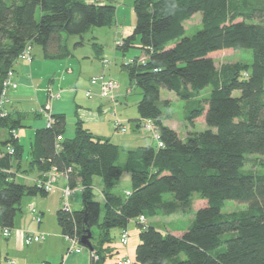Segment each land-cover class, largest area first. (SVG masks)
Returning a JSON list of instances; mask_svg holds the SVG:
<instances>
[{
    "label": "trees",
    "instance_id": "1",
    "mask_svg": "<svg viewBox=\"0 0 264 264\" xmlns=\"http://www.w3.org/2000/svg\"><path fill=\"white\" fill-rule=\"evenodd\" d=\"M116 7V0H0V100L3 82L28 44L41 46L46 60L67 58L65 35L80 36L76 46H82L93 28L115 26ZM134 12V31L116 40L121 42L117 49L126 53L139 39L144 58L123 66L142 93L138 128L151 121L164 147L131 152L123 167L120 148L110 139L93 134L81 121L74 138H65L66 116L54 115L52 127L36 131L31 167L41 179L56 169L71 188H83V209L60 210L59 226L65 235L80 238L96 227L100 243H111L113 229H127L142 216L194 213L181 236L138 221L142 231L133 264H264V171L245 169L250 155H260L258 166L264 169V0H135ZM196 13L202 14V29L187 36L185 22ZM228 50H251L252 63L218 69L211 56ZM207 87L205 104L198 97ZM162 88L193 100L189 124L205 115L208 129L182 139L166 126L162 107L170 101L161 100ZM21 127V118L0 117V129L8 133L0 148L3 230L14 227L26 196L47 194L17 180L24 148L13 131ZM125 171L133 187L127 197L113 193ZM94 177L103 181V220ZM195 193L207 205L193 212ZM227 200L247 208L224 213Z\"/></svg>",
    "mask_w": 264,
    "mask_h": 264
},
{
    "label": "crops",
    "instance_id": "2",
    "mask_svg": "<svg viewBox=\"0 0 264 264\" xmlns=\"http://www.w3.org/2000/svg\"><path fill=\"white\" fill-rule=\"evenodd\" d=\"M116 26L119 25L117 24ZM94 49L96 57L102 59L104 71L97 76H106L105 70L107 66L105 65V62L108 61L109 63L110 61L103 57L104 54L101 46L94 47ZM77 64L79 69L83 70L82 63L75 59L71 53L70 56L61 60H46L43 56L42 59L38 61L34 56V60L31 63L17 60L14 65L15 79L18 82L19 87L18 89L9 92V100L6 104V108L13 118H21L22 120V127L16 131V137L20 145L23 146L24 153L19 165L20 168L19 170L15 169V171L17 173V180L25 185H35L36 181L42 178V175L37 168L31 167V153L36 131L46 127V117L42 113V110L47 107H49V113L52 116L58 114L66 116L65 138H74L76 125L81 121L85 129L97 136L108 138L113 144L119 146V160L122 158V152L127 153L124 162L121 164L123 167H126L131 152H135L147 146H153L152 144H147V146L143 147L131 146L135 143L140 145L144 142L135 136L137 132H140L138 128L140 116H137L135 119V129L134 126L131 125L134 130L133 135L129 134L122 138L119 133H114L112 130H109L110 121L115 124L116 130L120 132L123 131L117 128V123H122V126L126 131L128 127L125 125V120L118 116V109L116 108L117 104L114 101H111L114 103V107L110 102L111 99L102 96L100 85H93L91 83L92 79L97 76L91 77L87 86L80 91L75 88L77 84H79V79L75 77ZM121 91L120 86L118 90L119 99L122 96ZM130 92L131 90L128 91V93ZM88 93L91 94L90 97L88 96ZM118 104L120 105V102ZM165 125L168 126L166 122ZM3 131L4 130L0 129V148L2 141L6 140L8 136L7 131ZM126 131L123 133H126ZM27 144L28 148L26 152ZM124 173H127V171ZM94 187L100 188V193L103 197V204L101 201L98 202L101 204V210L103 206L105 211L106 200L101 178L95 179L94 177L93 179V191L95 197ZM66 188L72 190V195H70L69 199H65L64 196V189ZM78 188H80L83 193L82 186L71 188L68 185L66 176L61 173L56 180L54 190L45 196L41 195L42 197H45L44 199L35 197V199H32L33 201H31L32 204L29 205V211L32 207L38 211L41 216V222L38 223L35 215L30 211L33 215V220L37 223L36 226H32V224L25 225L21 220L17 223L15 221L14 227L10 230L11 235L8 238H5L2 235L3 229L0 227V264H117L119 260L125 257H130V253H136L135 247L137 246L132 247V249L128 248L131 237L129 225L127 229H118L116 233L113 232V229L111 231V243H100L99 232L95 234L92 229L94 233V238L91 239L94 248L93 251L81 243V238L79 236L75 235L71 237L63 233L59 226L57 215L60 210L74 212L83 209V194L81 206L79 205L81 197L77 194ZM132 189L133 187L127 189L126 193L122 195L118 194L114 188L113 193L127 197L129 196V193L131 194ZM71 203L76 206H72ZM67 205L68 210H66L65 207ZM105 214L106 213L104 212V215H102L101 212V220H103ZM149 219L145 218V224L154 223L150 222ZM26 220L29 219L26 218ZM133 221H135L137 226H141L137 220ZM123 232H127L129 235L128 247L124 246L121 242V233ZM167 233L181 236L184 231L175 234L169 231ZM31 235H43L44 240L39 243L28 245L25 240L26 237ZM74 240H78L79 244L77 243V249H81L80 252H77L76 249H74ZM131 259L134 260L135 258Z\"/></svg>",
    "mask_w": 264,
    "mask_h": 264
},
{
    "label": "rangeland",
    "instance_id": "3",
    "mask_svg": "<svg viewBox=\"0 0 264 264\" xmlns=\"http://www.w3.org/2000/svg\"><path fill=\"white\" fill-rule=\"evenodd\" d=\"M96 0H84L85 3H92ZM134 1L135 0H116V24L113 27H103V28H93L91 31L86 33L83 36V45L82 46H76L77 43H79L82 39L78 35H65V42L70 50V52L73 54L75 59L79 60L80 63L83 65V70L79 69L78 64L76 65V72L75 77L79 79V84L75 88H77L79 91L87 86V83H89L91 77L97 76L103 71V64L102 59L96 57V52L94 49V42L98 43L102 49H103V57L105 59H108L110 62H105L106 70L105 74L109 78H113L118 81V88L114 91V97L109 98L111 101H114L118 109V116L119 118L125 120V125L127 128L126 133L120 132L116 130L115 124H113L112 121L109 123V130H112L114 133H119L121 137L128 136L129 134L133 135L134 130L132 129L134 126L135 129V119L137 116L139 117L138 110H137V104L142 98L141 90L134 84L130 82V78L128 75V72L126 70V67H124V64H131L132 61H134L136 58L142 59L144 58L142 51L139 49L140 42L139 39L135 41L133 46L126 52L123 53V51L117 49L119 44L116 43L117 39L124 40V38L131 35L134 31L135 22H136V16L134 12ZM119 26H116V25ZM185 28H186V35L192 36L194 35L198 30L202 29V14L196 13L190 20L185 22ZM117 34V35H116ZM120 41H118L119 43ZM33 55L35 56L36 60H41L43 57V50L42 47L35 44L33 47ZM90 56V57H89ZM218 69H221L224 66L229 65H237V64H243L252 63L253 57H252V51L251 50H242V51H222L219 53H215L211 56ZM84 62V63H83ZM130 62V63H129ZM134 63V62H133ZM136 63V61H135ZM105 68V67H104ZM102 74V73H101ZM102 76V75H101ZM97 76V77H101ZM121 86V98H118V90ZM74 87V86H73ZM131 90L130 93L128 91ZM211 92V88L207 87L204 89L201 94L199 95L198 99L202 103H207V98L209 97ZM161 100H168L170 101V106L168 108H163V112L165 115V122L169 127H172L175 129V131L178 132L179 136L184 139L188 132H202L208 129V125L205 121V115H203L201 118L197 119L195 121V124L191 126L189 124V121L187 119V116L189 115V112L193 109L194 101L193 100H182L177 97V95L169 91L165 88L161 89ZM110 101V102H111ZM120 102V105L118 104ZM113 106L115 107L114 103L111 102ZM130 119V121H129ZM117 128H119L118 124L116 125ZM121 127L122 123H121ZM120 130V129H119ZM140 132L136 133V137L138 139L143 140L144 142L140 145H137V143H132L134 145L131 146H147V144L156 145L157 140L154 138V135L151 131H149L146 127H144V124L141 125V128L139 129ZM5 131V130H4ZM3 131V132H4ZM29 144V143H28ZM28 144L26 145V152L28 148ZM125 155H127L126 152H122L121 159L119 160V163L122 164L125 160ZM26 157V156H25ZM260 155H250V162L245 167L246 170L254 169V170H263L260 166H258L259 161L261 160ZM255 161V163H254ZM130 173H124L122 178L118 181L115 187V191L118 194L124 195L127 191V189L132 187V181L130 178ZM95 179H100V177H95ZM95 190V199L97 201H101L103 204V197L100 193L99 187H94ZM77 194L81 197V201L79 202V205L82 204V192L80 188L77 190ZM78 196V197H79ZM39 198L44 199L45 197H42L41 195L37 196H26L22 201V212H19L16 217V223L18 221H22L25 225L29 224L32 226H36L37 223L33 220V215L29 211V205L32 204V199ZM166 198L168 200H172L173 196L172 194H167ZM194 199V205H193V212H196L200 208H203L207 205L206 200H202L199 198L198 194L193 195ZM36 204V203H35ZM72 206H76L75 204L71 203ZM82 206V205H81ZM80 206V207H81ZM247 208V205L245 203L237 202L234 200H227L225 202V205L222 208V211L224 213L226 212H234V211H240ZM79 210V209H76ZM102 215H104V207L102 206ZM28 218L29 220H26ZM194 219V213L191 215H172L169 217H153L150 218V222H154L153 224L159 228L161 231L167 233L168 231L171 233H178L181 231L186 232L190 224L192 223ZM34 221V222H33ZM147 226V225H145ZM129 230H130V244L129 249H132V247L138 246V242L140 243V232L142 231V227L137 226L135 221L130 222L129 224ZM93 231L95 234L98 232L97 228H93ZM118 229H114V233H116ZM118 242V239H117ZM114 242V243H117ZM125 247V248H127ZM137 247H135L136 249ZM131 258H135V253H130L129 255Z\"/></svg>",
    "mask_w": 264,
    "mask_h": 264
},
{
    "label": "built area",
    "instance_id": "4",
    "mask_svg": "<svg viewBox=\"0 0 264 264\" xmlns=\"http://www.w3.org/2000/svg\"><path fill=\"white\" fill-rule=\"evenodd\" d=\"M121 45V42L119 43ZM33 46L28 44L24 51L22 52L20 56V60L31 63L33 61ZM107 62V61H106ZM133 62V61H132ZM131 62V63H132ZM130 63V62H129ZM15 71L10 70L7 74V77L5 78L3 82V89L1 93V100H0V117L5 118L9 115V112L6 108V104L8 103V98H9V92L11 90H16L19 87L18 82L15 79ZM93 85H100L101 90H102V96L105 98H113L114 97V91L117 90L118 88V81L114 79L107 78L105 75H102L101 77H94L91 81ZM88 96L90 97L91 94L88 93ZM50 109L47 107L46 109L42 110V113L46 117V126L47 128H50L54 125L55 119L54 117L49 113ZM121 131H126V129L121 127V123H117ZM144 127H146L149 131L152 132L154 135V138L157 140V145L159 148L164 147V143L161 140L160 134L155 131L154 125L151 121H145L144 122ZM14 137H16V131H13ZM62 137L58 138V141H61ZM9 154H14L15 150L13 147H9L8 149ZM61 175L60 172H58L56 169L51 170L49 173L44 175V179L37 180L35 185L38 186L39 188L43 189L45 193L49 194L54 190V186L56 183L57 178ZM70 195H72V190L69 188L64 189V196L65 199H69ZM130 195V193L128 194ZM66 210H68V205L65 206ZM30 211L33 215H35L36 221L39 223L41 222V216L39 215L38 211L32 207L30 208ZM140 223L145 224V217H140L138 220ZM2 235L5 238L10 237L11 231L8 229H5L2 231ZM44 240L43 235H31L26 237V244H33V243H39ZM121 242L124 246L128 245L129 242V235L127 232L121 233ZM77 243L78 240H74L73 246L74 249H76L77 252H80L81 249H77ZM79 244V243H78ZM117 264H133V260L130 257H125L121 260L118 261Z\"/></svg>",
    "mask_w": 264,
    "mask_h": 264
},
{
    "label": "water",
    "instance_id": "5",
    "mask_svg": "<svg viewBox=\"0 0 264 264\" xmlns=\"http://www.w3.org/2000/svg\"><path fill=\"white\" fill-rule=\"evenodd\" d=\"M93 238V234L91 232V229L88 227L86 230H85V234L82 236L81 238V243L88 247L90 250H94L93 246H92V243H91V239Z\"/></svg>",
    "mask_w": 264,
    "mask_h": 264
},
{
    "label": "bare ground",
    "instance_id": "6",
    "mask_svg": "<svg viewBox=\"0 0 264 264\" xmlns=\"http://www.w3.org/2000/svg\"><path fill=\"white\" fill-rule=\"evenodd\" d=\"M133 63V62H132Z\"/></svg>",
    "mask_w": 264,
    "mask_h": 264
}]
</instances>
